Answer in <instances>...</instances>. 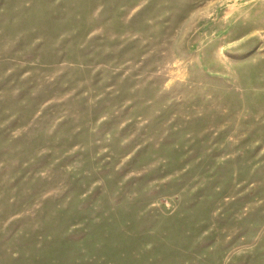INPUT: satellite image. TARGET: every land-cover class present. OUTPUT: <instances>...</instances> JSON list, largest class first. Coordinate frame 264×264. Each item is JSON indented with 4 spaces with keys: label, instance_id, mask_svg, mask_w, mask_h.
I'll return each instance as SVG.
<instances>
[{
    "label": "rangeland",
    "instance_id": "obj_1",
    "mask_svg": "<svg viewBox=\"0 0 264 264\" xmlns=\"http://www.w3.org/2000/svg\"><path fill=\"white\" fill-rule=\"evenodd\" d=\"M0 264H264V0H0Z\"/></svg>",
    "mask_w": 264,
    "mask_h": 264
}]
</instances>
